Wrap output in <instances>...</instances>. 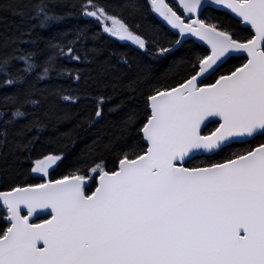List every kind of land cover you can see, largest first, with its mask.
I'll return each mask as SVG.
<instances>
[{
	"label": "snow or ice",
	"instance_id": "6c2138e0",
	"mask_svg": "<svg viewBox=\"0 0 264 264\" xmlns=\"http://www.w3.org/2000/svg\"><path fill=\"white\" fill-rule=\"evenodd\" d=\"M0 14V264H264V0ZM49 130L65 147L37 153Z\"/></svg>",
	"mask_w": 264,
	"mask_h": 264
},
{
	"label": "trees",
	"instance_id": "16d2710c",
	"mask_svg": "<svg viewBox=\"0 0 264 264\" xmlns=\"http://www.w3.org/2000/svg\"><path fill=\"white\" fill-rule=\"evenodd\" d=\"M139 3L144 4L147 2V0H138ZM143 23H152V24H161L160 21H158L152 13H146L145 16L142 18ZM75 23L74 19L67 20L64 24H62L60 27H70ZM19 25V19L14 16H7V18H3L2 14H0V34H3L6 30H14ZM108 43H110L114 47L118 48H125L127 45L119 40L109 38ZM231 63V62H230ZM229 65H225V67H228ZM92 105L86 104L81 106V113L86 114L88 111L91 110ZM67 127V125L62 126ZM213 127V125H210L209 128ZM104 125L101 124L97 127L95 130H87V128H83L79 130V138L76 141L74 146H68L66 148L67 152V159L65 160V163L62 164L59 168H56L55 172L52 173L54 178H58L60 174L67 171L68 166L71 164L75 156L79 153V151L84 147L85 144L90 143L91 139L95 136L97 132L105 131ZM55 134L49 130L45 131L40 135V141L37 144L36 151L37 153L40 152H46L48 150H56L58 148H64L65 145L63 143H56L54 141L50 140V137L54 136ZM233 148L240 147V146H232ZM35 158V157H34ZM208 159V157H197L196 160H204ZM39 174H31V176H37ZM36 182H39L37 180Z\"/></svg>",
	"mask_w": 264,
	"mask_h": 264
},
{
	"label": "water",
	"instance_id": "95a60500",
	"mask_svg": "<svg viewBox=\"0 0 264 264\" xmlns=\"http://www.w3.org/2000/svg\"><path fill=\"white\" fill-rule=\"evenodd\" d=\"M153 15H154V17L158 20V21H160L161 23H162V18H160L158 15H156V14H154V13H152ZM211 125V124H210ZM209 125V126H210Z\"/></svg>",
	"mask_w": 264,
	"mask_h": 264
},
{
	"label": "flooded vegetation",
	"instance_id": "af4514ba",
	"mask_svg": "<svg viewBox=\"0 0 264 264\" xmlns=\"http://www.w3.org/2000/svg\"><path fill=\"white\" fill-rule=\"evenodd\" d=\"M233 146H240V145H233Z\"/></svg>",
	"mask_w": 264,
	"mask_h": 264
}]
</instances>
